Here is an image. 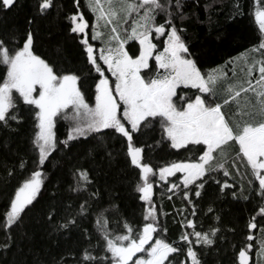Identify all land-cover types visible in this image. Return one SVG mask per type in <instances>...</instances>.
<instances>
[{
  "label": "trees",
  "instance_id": "trees-1",
  "mask_svg": "<svg viewBox=\"0 0 264 264\" xmlns=\"http://www.w3.org/2000/svg\"><path fill=\"white\" fill-rule=\"evenodd\" d=\"M41 2L14 0V6L0 7V41L11 52L21 48L31 33L34 54L57 74L72 73L80 77L78 88L86 102L94 104L100 73L87 60L82 43L85 33L71 30V17L81 13L91 32L94 14L89 0H50V6L43 10L39 7ZM166 2L173 12L172 23L202 75L223 74L224 78L215 86L213 103H221L229 122L240 120L237 103L223 101L227 99L228 84L248 81L237 76L238 71L243 76L248 72L245 60L251 64L262 52L257 49L264 33L255 18V0H180L178 11L176 0ZM164 19V14L158 13L155 22L163 23ZM165 37L166 33L153 39L158 50L163 48ZM87 42L94 43L90 35ZM127 50L138 54V43L129 41ZM96 62L107 75V68L98 57ZM150 66L152 73L142 72L154 75V58L150 59ZM5 72L6 66L0 64V80ZM257 78L254 74L250 80L254 82ZM178 91L193 99L197 93L196 89L183 86ZM245 99L252 104L256 102L252 92L241 93L240 105ZM33 107L17 101V120H9L6 127L0 122V264H111L98 227L101 216L112 233L126 232L125 223L135 232L143 223L153 222L157 229L153 237L178 249L169 254L165 264H191L187 256L189 243L199 264H239L241 248L246 249L248 264H264L261 249L264 214L259 212L264 199L258 194V181L234 142L229 144L223 168L206 172L187 187L177 180L178 174L160 181L156 176L160 167L172 162L197 161L202 146L172 148L171 141L163 136L160 118H154L134 139L136 146H142V162L153 168L150 175L153 190L147 202L140 199L142 194L137 191V185L143 181L139 169L126 157L127 141L110 130L68 140L71 122L56 118L55 148L40 164L38 150L32 143L38 130ZM36 170L41 171L39 192L20 218L6 228L4 217L16 188ZM81 172L87 174L86 180L80 178ZM198 184L202 185L199 196L196 195ZM149 203L154 209V221L144 219ZM187 220L193 221V227L187 226ZM66 222L67 227H61ZM249 223L256 227L249 229ZM211 228L217 230L215 234ZM194 232L207 233L213 243H196ZM185 234L188 241L181 239ZM249 235L252 240L247 239ZM85 251L94 259L85 260ZM105 256L109 259L104 260Z\"/></svg>",
  "mask_w": 264,
  "mask_h": 264
},
{
  "label": "snow or ice",
  "instance_id": "snow-or-ice-1",
  "mask_svg": "<svg viewBox=\"0 0 264 264\" xmlns=\"http://www.w3.org/2000/svg\"><path fill=\"white\" fill-rule=\"evenodd\" d=\"M11 6H14V0H0V7ZM49 6L50 0H42L39 4L41 10ZM89 7L97 21L103 22L108 29L102 35L96 32L97 24L92 25L93 39L99 37L105 45L101 48L99 59L107 65L108 71L115 78L114 90L109 79L104 77L101 65L94 58L93 47L87 40L82 41L87 60L100 73V79L95 84V103L92 106L85 102L77 86L80 77L72 73L57 74L44 59L34 54L31 33L27 35L21 48L11 52L0 41V64L6 66V72L0 80V122L6 127L9 120H17V101L34 106L32 110L35 112L38 130L32 143L38 150L40 164L44 163L46 156L55 148L53 127L56 118L63 117L71 122L68 140L101 130L118 134L127 141L126 157L130 164L139 169L143 184L137 185V191L142 194L140 199L146 200L152 188L148 176L153 168L149 163L142 162V146H136L134 139L141 128L149 126L154 118L159 117L163 136L171 141L172 148L180 149L189 144L202 146L198 149L201 154L197 161L172 162L160 167V179L171 176L174 172L184 173L182 180L187 187L206 172L223 168L229 144L234 142L258 181V194L264 199V61L253 58L249 64L245 60L248 76L252 75L253 65H260L256 87H252L251 80L227 85V99L223 103L236 102L237 114L241 116L240 120L229 122L222 112L221 103H213L215 86L223 78V74L210 72L206 76L202 75L172 23L173 12L166 0H90ZM175 8L177 11L180 9V0H176ZM158 13L164 14L163 23L155 22ZM255 16L260 31L264 33V8H257ZM71 20L73 32L82 33L88 26L83 17H80L78 23L76 15ZM165 33L164 47L158 50L153 39ZM129 41L138 43V54H130L126 50L125 45ZM259 48L264 49V40ZM150 57L155 61V75L142 72H153L149 64ZM181 86L196 89L194 99L178 91ZM248 92L254 93L255 104L245 99L244 104L240 105L241 93ZM80 178L86 180L87 174L81 172ZM41 183V171L36 170L16 188L4 217L6 228L20 218L27 205L32 204ZM201 186L196 185L197 196L200 195L198 189ZM184 195L187 198L188 193L185 192ZM259 212L264 214V206L259 208ZM150 218L155 220L152 208L147 209L144 217L145 221ZM67 223L61 227H67ZM186 223L188 227H193L192 220H187ZM105 225L103 217H98V227L105 241L106 251L110 253L111 264H165L170 253L178 252L169 243L153 237L157 230L153 222L143 223L135 232L132 226L125 223L124 233H112ZM255 227L254 223L248 224L249 229ZM210 231L215 234L217 230L211 228ZM194 235L198 244L213 243L207 233L194 232ZM181 239L188 241L189 237L185 234ZM247 239L252 240L253 237L249 235ZM150 241L154 242L149 244ZM261 249L264 250V241L261 242ZM83 255L85 260L94 259L87 251ZM187 256L191 259V264H199L190 243ZM103 259L108 260L109 257L105 256ZM238 259L239 264H248L249 256L245 248L240 249Z\"/></svg>",
  "mask_w": 264,
  "mask_h": 264
},
{
  "label": "rangeland",
  "instance_id": "rangeland-1",
  "mask_svg": "<svg viewBox=\"0 0 264 264\" xmlns=\"http://www.w3.org/2000/svg\"><path fill=\"white\" fill-rule=\"evenodd\" d=\"M89 2H90V0H89ZM257 8H264V0H255V13H256V11H257ZM91 9V8H90ZM94 14V13H93ZM76 16H77V23L79 22V19H80V17H83V19L85 20V18H84V16L81 14V13H78V14H76ZM255 18H256V16H255ZM86 21V20H85ZM87 23V22H86ZM94 23H96L97 24V28H96V32L97 33H101L102 35L104 34V33H106V32H108V29L105 27V25H104V23L103 22H98L97 21V18H96V15L94 14V20H93V23H92V25L94 24ZM88 25V24H87ZM92 25H91V28H90V33L88 32V26L85 28V30H84V33H85V37H84V40H87V37L90 35L91 36V39L94 41V43L93 44H89V45H91L92 47H93V51H94V58L96 59L97 57L99 58V56H100V54H101V48L102 47H104L105 45H104V43H103V41H102V39L101 38H97V39H93V28H92ZM259 25V24H258ZM74 26V25H73ZM130 26H131V24H130ZM129 26V27H130ZM162 35V34H161ZM154 38H158V37H154ZM166 38V37H165ZM182 39V38H181ZM153 42L155 43V41L153 40ZM163 47H164V45H163ZM125 48H126V50H127V44L125 45ZM163 49V48H162ZM162 49H160V50H162ZM138 50H139V45H138ZM150 59H151V57L149 58V64H150ZM192 59V58H191ZM103 62V61H102ZM106 66V68H107V65H105ZM107 71H108V69H107ZM155 75V74H154ZM104 77L105 78H107V79H109V84H110V86L113 88V90H114V80H115V78L114 77H112V75H111V72H109L108 71V74L107 75H105L104 74ZM85 102H86V100H85ZM87 103V102H86ZM95 103V102H94ZM89 104V103H88ZM90 105V104H89ZM92 105H94V104H92ZM92 105H90V106H92ZM72 127V126H71ZM55 122H54V127H53V132H54V134H55ZM71 129V128H70ZM175 174H178V177H177V180L179 181V182H182L183 183V180H182V176L184 175V173H180V172H174L171 176H173V175H175ZM150 175H151V173H149V176H148V182L149 183H153L151 180H150ZM156 176L158 177V179L160 180V181H165V180H167L168 178H170L171 176H166L164 179H160L159 178V176H160V174H159V171L157 172V174H156ZM174 186V184L172 185L171 184V187H173ZM152 190H153V185H152V188H151V190H150V193H149V195H148V197H147V199H146V201L148 202L149 200H150V198H151V195H152ZM150 203L148 204V206H147V209L148 208H150ZM153 212H154V209H153ZM152 242H154V241H152ZM151 242V243H152ZM150 243V244H151ZM138 255H140V254H138ZM130 264H131V262H130Z\"/></svg>",
  "mask_w": 264,
  "mask_h": 264
},
{
  "label": "crops",
  "instance_id": "crops-1",
  "mask_svg": "<svg viewBox=\"0 0 264 264\" xmlns=\"http://www.w3.org/2000/svg\"><path fill=\"white\" fill-rule=\"evenodd\" d=\"M260 45V44H259ZM257 49L258 50H260V51H262L260 54H258V55H256V60L257 61H264V49H260L259 48V46L257 47ZM259 64H255V65H253V71H252V75H256V76H258L259 77V75H260V73H259V71H258V68H259ZM226 74V73H225ZM238 75V77L239 78H241L242 79V81H246V80H250L251 79V76H248V72H245L244 74V76H243V73L241 72V71H238V73H237ZM224 78V77H223ZM258 79V78H257ZM256 79V80H257ZM256 80L254 81V82H252V84H254L255 82H256ZM245 87H247V85L245 86Z\"/></svg>",
  "mask_w": 264,
  "mask_h": 264
},
{
  "label": "water",
  "instance_id": "water-1",
  "mask_svg": "<svg viewBox=\"0 0 264 264\" xmlns=\"http://www.w3.org/2000/svg\"><path fill=\"white\" fill-rule=\"evenodd\" d=\"M151 243V241L149 242V244ZM147 246V245H146ZM138 255V254H137Z\"/></svg>",
  "mask_w": 264,
  "mask_h": 264
}]
</instances>
